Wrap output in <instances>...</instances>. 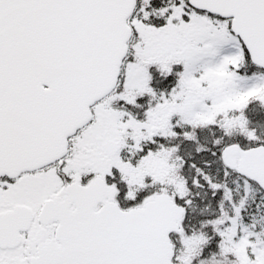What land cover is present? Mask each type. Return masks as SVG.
<instances>
[{"label":"snow or ice","instance_id":"1","mask_svg":"<svg viewBox=\"0 0 264 264\" xmlns=\"http://www.w3.org/2000/svg\"><path fill=\"white\" fill-rule=\"evenodd\" d=\"M0 264H264V0H0Z\"/></svg>","mask_w":264,"mask_h":264}]
</instances>
